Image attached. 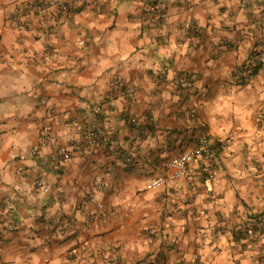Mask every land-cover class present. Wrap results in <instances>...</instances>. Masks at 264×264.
I'll return each mask as SVG.
<instances>
[{"label":"crops","instance_id":"1","mask_svg":"<svg viewBox=\"0 0 264 264\" xmlns=\"http://www.w3.org/2000/svg\"><path fill=\"white\" fill-rule=\"evenodd\" d=\"M50 1L68 11H18ZM149 5L168 12L162 27L141 21ZM253 53L261 68L237 83ZM263 110L264 0H0V264H264V240L240 232L264 224ZM94 117L117 150L53 166ZM204 131L214 179L193 166L192 181L147 191Z\"/></svg>","mask_w":264,"mask_h":264},{"label":"built area","instance_id":"2","mask_svg":"<svg viewBox=\"0 0 264 264\" xmlns=\"http://www.w3.org/2000/svg\"><path fill=\"white\" fill-rule=\"evenodd\" d=\"M54 7L63 12L68 11V7L66 5L59 6L55 1L38 2L32 7H20L18 11L24 15L27 12H41L45 9ZM140 19L149 27H162L168 20V12L157 6L149 5L141 14ZM189 30L194 34L201 33V30L195 26L190 27ZM260 63V60L258 61L256 59L250 62L249 66L243 73L245 82L252 81L256 77V70L260 66ZM181 76L182 80H187L189 82H193L197 79L196 75L186 72H184ZM136 95L137 90L135 87H127L124 84L119 85L120 97H126L131 101H134ZM117 98L118 97L113 94H107L104 98V102L108 107H114L117 102ZM47 103V99L44 98L42 100V104L46 106ZM96 111L101 114L103 112L102 106H98ZM262 117H264V110L262 111ZM132 123L137 124V120L133 119ZM83 127L84 132L80 141L74 142L70 146L59 147L57 149L51 160V164L53 166H58L63 163H71L75 154H79L84 151L107 150L112 153L117 150L116 143L105 135V131L98 118L94 117L89 120H85ZM193 166L198 167V171L204 176L207 182L214 179L217 167V156L207 131L202 132L197 140L186 148L180 155L162 162L159 166L158 175L147 184V191H157L163 189L169 184L179 185L181 182L192 181L193 176L191 168ZM35 185L43 193L50 192V188L42 180H36ZM106 185L107 183L104 178H98L96 181L95 192L91 194L86 201L78 204L77 209L79 211H85L88 202L98 201L102 192L105 191ZM7 228L10 232H13L16 229V227L12 224ZM66 233L67 227L60 226L54 230L51 240L54 242L60 241L63 237H65ZM244 237L251 241L264 240V224L258 228L249 230ZM88 245L89 244L87 242L83 244L84 247H88ZM106 247L108 248L109 246ZM68 255L71 258L75 255V251H71ZM197 259L198 257L196 256V260ZM86 264H89V262ZM107 264H111V261L108 260Z\"/></svg>","mask_w":264,"mask_h":264},{"label":"trees","instance_id":"3","mask_svg":"<svg viewBox=\"0 0 264 264\" xmlns=\"http://www.w3.org/2000/svg\"><path fill=\"white\" fill-rule=\"evenodd\" d=\"M254 55H253V59H256V60H258L259 61V58L257 59V54L256 53H253ZM261 65H262V62L260 63V66L257 68V73H258V71H259V69L261 68ZM234 78L236 79V82L237 83H245V80H244V78H243V70H238L237 72H236V74L234 75ZM262 225V224H261ZM251 229H253V228H251V227H248V228H242L241 229V233H242V235H243V237L245 236V234L249 231V230H251Z\"/></svg>","mask_w":264,"mask_h":264}]
</instances>
